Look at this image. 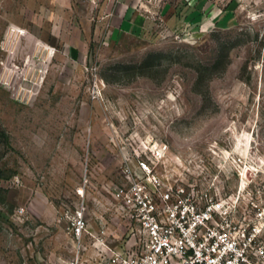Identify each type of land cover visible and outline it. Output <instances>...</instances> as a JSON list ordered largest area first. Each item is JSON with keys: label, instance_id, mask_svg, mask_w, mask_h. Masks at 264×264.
<instances>
[{"label": "rangeland", "instance_id": "obj_1", "mask_svg": "<svg viewBox=\"0 0 264 264\" xmlns=\"http://www.w3.org/2000/svg\"><path fill=\"white\" fill-rule=\"evenodd\" d=\"M238 3L239 25L196 40L114 43L111 0H0V264H90L69 217L114 218L141 142L168 146L167 177L229 151L226 191L247 171L264 206V0Z\"/></svg>", "mask_w": 264, "mask_h": 264}, {"label": "built area", "instance_id": "obj_2", "mask_svg": "<svg viewBox=\"0 0 264 264\" xmlns=\"http://www.w3.org/2000/svg\"><path fill=\"white\" fill-rule=\"evenodd\" d=\"M162 2L143 0L140 5L161 38L196 40L203 33L170 29L146 7ZM125 153L127 183L108 190L114 218L99 215L95 232L83 210L69 217L73 239L81 242L90 235L96 242L98 255L90 264H264V206L247 198L253 182L247 171L235 190L226 191L224 174L234 171L229 151L214 155L212 166L187 168L178 161L182 169L169 172L171 177L161 170L169 157L166 144L141 142ZM88 261L81 255L70 264Z\"/></svg>", "mask_w": 264, "mask_h": 264}, {"label": "crops", "instance_id": "obj_3", "mask_svg": "<svg viewBox=\"0 0 264 264\" xmlns=\"http://www.w3.org/2000/svg\"><path fill=\"white\" fill-rule=\"evenodd\" d=\"M143 0H111L107 20L109 37L121 43L129 37L151 39L160 36L156 22L140 7ZM164 18L170 29L208 32L240 24L242 6L238 0H163L160 6H146ZM113 241V244H116Z\"/></svg>", "mask_w": 264, "mask_h": 264}, {"label": "bare ground", "instance_id": "obj_4", "mask_svg": "<svg viewBox=\"0 0 264 264\" xmlns=\"http://www.w3.org/2000/svg\"><path fill=\"white\" fill-rule=\"evenodd\" d=\"M246 177V172H244V178ZM248 177V176H247Z\"/></svg>", "mask_w": 264, "mask_h": 264}]
</instances>
